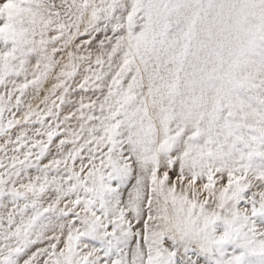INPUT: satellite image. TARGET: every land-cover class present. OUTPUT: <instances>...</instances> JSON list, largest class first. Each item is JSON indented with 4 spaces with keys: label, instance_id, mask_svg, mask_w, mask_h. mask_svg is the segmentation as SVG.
Here are the masks:
<instances>
[{
    "label": "snow or ice",
    "instance_id": "snow-or-ice-1",
    "mask_svg": "<svg viewBox=\"0 0 264 264\" xmlns=\"http://www.w3.org/2000/svg\"><path fill=\"white\" fill-rule=\"evenodd\" d=\"M0 264H264V0H0Z\"/></svg>",
    "mask_w": 264,
    "mask_h": 264
}]
</instances>
